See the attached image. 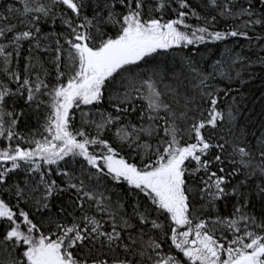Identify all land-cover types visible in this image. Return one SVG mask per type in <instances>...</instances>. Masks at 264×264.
<instances>
[{"label":"snow or ice","instance_id":"6c2138e0","mask_svg":"<svg viewBox=\"0 0 264 264\" xmlns=\"http://www.w3.org/2000/svg\"><path fill=\"white\" fill-rule=\"evenodd\" d=\"M255 65L264 0H0V264H264Z\"/></svg>","mask_w":264,"mask_h":264},{"label":"trees","instance_id":"16d2710c","mask_svg":"<svg viewBox=\"0 0 264 264\" xmlns=\"http://www.w3.org/2000/svg\"><path fill=\"white\" fill-rule=\"evenodd\" d=\"M218 27L222 28L224 27V24L221 23L220 25H218ZM251 72L255 74V78L251 79L249 83L245 85L244 96L247 99H251L252 96H255L258 106L261 95H264V79H261V77L264 76V72L261 71L260 65H255L251 69ZM31 124L32 126H35V120H33Z\"/></svg>","mask_w":264,"mask_h":264}]
</instances>
